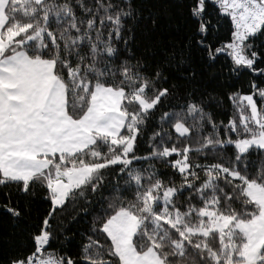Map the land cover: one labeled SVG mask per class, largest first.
I'll return each instance as SVG.
<instances>
[{
  "label": "snow or ice",
  "instance_id": "1",
  "mask_svg": "<svg viewBox=\"0 0 264 264\" xmlns=\"http://www.w3.org/2000/svg\"><path fill=\"white\" fill-rule=\"evenodd\" d=\"M0 194V264H264V0H0Z\"/></svg>",
  "mask_w": 264,
  "mask_h": 264
},
{
  "label": "trees",
  "instance_id": "2",
  "mask_svg": "<svg viewBox=\"0 0 264 264\" xmlns=\"http://www.w3.org/2000/svg\"><path fill=\"white\" fill-rule=\"evenodd\" d=\"M229 24V20H222V27L220 29L221 33H223L229 27ZM245 79H247V75H242L240 77V81H243ZM236 83L239 82L236 81ZM224 108L228 109V114L230 115L231 109L230 105H228L227 102L225 103ZM217 118L225 119L223 115H220ZM0 203H4L2 194H0ZM30 220L31 218H29V221L25 222V224H20L16 227H13L7 213H5L3 210H0V252L10 247L18 246L26 239V232L22 231V229L26 227V223L30 222ZM79 227L81 228V230L83 229V220L81 221ZM75 244L76 242L74 241L70 246L75 247Z\"/></svg>",
  "mask_w": 264,
  "mask_h": 264
}]
</instances>
